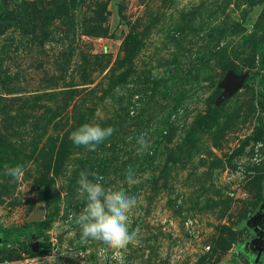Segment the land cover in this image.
<instances>
[{
    "label": "rangeland",
    "instance_id": "obj_1",
    "mask_svg": "<svg viewBox=\"0 0 264 264\" xmlns=\"http://www.w3.org/2000/svg\"><path fill=\"white\" fill-rule=\"evenodd\" d=\"M0 20V264H97L81 171L137 197L125 264L264 263V0H0ZM229 74L248 83L221 100ZM84 123L115 131L89 151Z\"/></svg>",
    "mask_w": 264,
    "mask_h": 264
},
{
    "label": "clouds",
    "instance_id": "obj_2",
    "mask_svg": "<svg viewBox=\"0 0 264 264\" xmlns=\"http://www.w3.org/2000/svg\"><path fill=\"white\" fill-rule=\"evenodd\" d=\"M115 129L111 126L102 127L98 124L84 123L72 131L69 139L77 146H83L89 151L111 137ZM138 151L142 154L150 147L145 135L137 137ZM264 161V156L259 152L252 157L251 163ZM24 166L5 165L2 175L19 181L24 174ZM243 167L234 174L241 176ZM91 177V178H90ZM125 183L135 185L137 178L130 167L125 173ZM77 195L84 202V207L78 214L70 217L79 233L83 243L95 242L99 245L97 250V264H125L123 256L127 247L137 239V233L130 231V216L138 204L137 197L130 195L125 187H106L103 177L95 172L81 171L77 179ZM67 254V253H66Z\"/></svg>",
    "mask_w": 264,
    "mask_h": 264
},
{
    "label": "water",
    "instance_id": "obj_3",
    "mask_svg": "<svg viewBox=\"0 0 264 264\" xmlns=\"http://www.w3.org/2000/svg\"><path fill=\"white\" fill-rule=\"evenodd\" d=\"M246 78L247 76L244 74L242 75L229 74L226 82L223 84L224 91L221 94V100L231 97L238 90H240L244 86V82ZM260 210H262L261 217L258 218L257 222L254 225H261L264 221V203L260 207Z\"/></svg>",
    "mask_w": 264,
    "mask_h": 264
},
{
    "label": "trees",
    "instance_id": "obj_4",
    "mask_svg": "<svg viewBox=\"0 0 264 264\" xmlns=\"http://www.w3.org/2000/svg\"><path fill=\"white\" fill-rule=\"evenodd\" d=\"M2 23V20H0V24ZM259 67L262 71H264V52L260 53L259 57ZM264 74H262L263 76ZM248 83V79L245 80L244 85ZM263 107V105H261ZM31 225L26 226H18V227H12L5 229V232L9 234L11 237V243H18L21 238H26L30 232ZM264 258V256H262ZM264 264V263H261Z\"/></svg>",
    "mask_w": 264,
    "mask_h": 264
},
{
    "label": "flooded vegetation",
    "instance_id": "obj_5",
    "mask_svg": "<svg viewBox=\"0 0 264 264\" xmlns=\"http://www.w3.org/2000/svg\"><path fill=\"white\" fill-rule=\"evenodd\" d=\"M260 212H262V210H260Z\"/></svg>",
    "mask_w": 264,
    "mask_h": 264
}]
</instances>
